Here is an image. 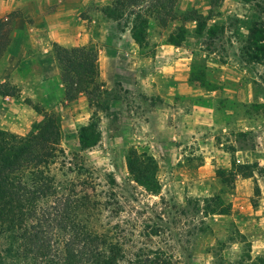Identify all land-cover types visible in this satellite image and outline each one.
<instances>
[{"label": "trees", "instance_id": "1", "mask_svg": "<svg viewBox=\"0 0 264 264\" xmlns=\"http://www.w3.org/2000/svg\"><path fill=\"white\" fill-rule=\"evenodd\" d=\"M206 1L207 16L196 8L181 10L180 0H111L105 7V15L119 30H129L140 49L150 43L152 21L161 28L178 23L168 35L167 43L181 47L190 33L187 23L196 22L192 31L195 37H201L206 29L210 37L219 29L223 31L218 25L207 28V21L219 12L224 0ZM240 1L250 4L257 0ZM14 16H19V12L0 20V62L12 40ZM259 25L255 22L250 26L242 47L248 61L257 60V52L264 45V27L260 29ZM51 49L63 86V101L74 103L82 96L87 99L91 115L79 127L78 141L81 151L93 149L102 139V118L114 117L111 110L120 100L119 85L109 90L100 80L99 52L95 45L66 48L53 43ZM192 79L206 85L204 67L197 62L192 67ZM15 94L16 87L11 83L0 84L1 96ZM25 103L42 120L25 136L0 129V264H176L172 255L154 243V238L161 234L157 223L143 227L140 239L147 242H142L136 240L133 232L127 239L126 228L112 225L109 217L106 219L113 198L97 195L94 183L81 177V169L67 166L62 147V115L33 104L31 99ZM259 108H264V103L255 105L256 112ZM237 139L253 142L251 149H254V139L248 132H239ZM236 151L233 146L228 148L232 157L230 168L216 170L223 186H233L238 178L254 179L255 174L264 177V167L258 162L238 163ZM126 163L135 183L150 195H160L158 164L152 155L140 154L132 148ZM110 181L113 185L114 180ZM255 194L260 195L257 184ZM196 201V211L204 217L229 216L232 212L231 205L219 193ZM237 236L245 238L240 232ZM255 264H264V256L256 258Z\"/></svg>", "mask_w": 264, "mask_h": 264}, {"label": "crops", "instance_id": "2", "mask_svg": "<svg viewBox=\"0 0 264 264\" xmlns=\"http://www.w3.org/2000/svg\"><path fill=\"white\" fill-rule=\"evenodd\" d=\"M194 1L180 0V9L183 4L184 10L192 8ZM110 2L111 0H0V20L19 12V16H14L12 21V40L8 46L6 61L0 70V84L11 83V77L18 69L29 66L37 59L44 77L50 83L58 85L63 98V86L51 49L52 44L57 43L66 48L93 44L99 52L100 80L109 90L119 85L124 94L122 103L128 110L130 109L131 114L139 117L140 111L144 109L143 105L149 102L145 108L146 112L150 110L154 116L149 120L146 119L149 115L144 117L146 127L151 124L153 129L157 126L171 128L174 131L183 129L194 140L195 134L207 131L208 136L202 140L197 139L199 141L196 145V149L201 150L202 163L198 168V175L203 180L215 179L218 168L228 169L231 166V154L225 144L218 140L221 133L248 132L254 139V149L246 142L237 140L227 142L236 148L237 162L240 164L258 162L259 165L264 162V120L260 119L253 124H241L242 120L238 119L239 112L235 111L241 103L244 108L250 105L245 114L250 112V108L256 114L255 105L264 103V98L257 97L255 93L254 86L258 79L247 74L249 67L263 65V62L242 58L238 62H223L216 57L215 52H206L201 59L206 81V85H202L201 82L192 79V67L198 57L187 47L191 39L199 38L192 34L196 22L186 24L190 33L181 47L167 43L168 35L179 25L174 23L163 29L160 41H156V44L149 43L140 49L129 30L123 32L114 21L106 19L105 7ZM249 7V4L240 0H224L220 12L228 16H212L207 21V28L219 26L225 17L246 12ZM206 8L207 10L199 11L207 16L209 6ZM237 18L246 25L241 26V31L245 32L246 40L243 42L245 44L250 26L259 21L253 20L251 16ZM157 27L154 21L150 23L149 36L152 28ZM204 35L209 36L207 29L201 37ZM150 44L153 53L146 55L144 50ZM240 51L242 52V47ZM246 81L247 85L244 84ZM83 99L87 101L86 97H80V100ZM182 100L189 101V106L185 109L178 104ZM227 104L231 107L227 108ZM41 120L42 116L31 106L15 97L0 95V129L25 136ZM191 145L189 142L174 146L189 150L192 148ZM252 179L236 180L235 202L232 207L235 225L244 234L249 232L252 219L243 216L244 213L238 212V209L246 208L247 211ZM261 188L262 201L259 205L260 211L258 210L256 214L264 212V186ZM259 225L264 228L263 223ZM252 244L257 247L254 249L257 256L264 254V235L258 236Z\"/></svg>", "mask_w": 264, "mask_h": 264}, {"label": "rangeland", "instance_id": "3", "mask_svg": "<svg viewBox=\"0 0 264 264\" xmlns=\"http://www.w3.org/2000/svg\"><path fill=\"white\" fill-rule=\"evenodd\" d=\"M249 5V10L246 12L234 13L225 17L224 21H220L222 24L219 27H223L224 32L219 29L213 37L204 35L197 39L193 38L187 43V47L197 54V65L200 66L206 52H215L216 57L223 62L248 59L240 51L246 40L241 26L246 27V25L242 24L237 16H251L253 20L260 22L261 29L264 27V0H257ZM206 6H209L206 0H195L192 8L204 11L207 10ZM184 7L183 4L181 10H184ZM212 16L228 15H224L219 9V12H215ZM247 23L249 24V20ZM163 29L167 28H152L150 43L156 44V41H160ZM262 47L259 49L261 53L257 52L256 61L263 62V65L249 67L247 74L258 79L254 86L255 93L257 97L264 98V48ZM144 53L146 55L153 53L151 44ZM5 61L6 58L0 62V70ZM11 78V85L16 87L14 97L17 100L25 103L26 99H31L33 104L62 115L64 134L62 147L67 155V166L81 169L83 174L81 177L94 183L97 195L113 198V205L106 219L109 217L112 225L120 224L126 228L127 239L131 238L130 232H133L136 240H141L139 233L143 227L157 223L161 234L160 237L154 238V243L172 255L176 264H255L256 258L264 256V254L257 256L254 253L257 247L252 244L258 236L264 235V228L259 225L264 224V212L256 214L258 210L260 211L261 186H264V178L260 174H255V178L251 180V197L247 211L246 208L238 209V212L244 213L243 216L252 219V226L247 234L236 227L232 212L229 216L204 217L196 211V199L203 200L206 196L219 193L232 208L236 195V183L233 186L232 184L223 186L216 175L215 179L205 180L198 175L202 160L201 150L196 149V145L199 140L208 136L207 131L195 134L194 140L183 129L174 131L171 128L158 126L153 129L151 124L146 127L144 117L149 115L146 118L149 120L154 116L150 110L146 112L145 108L149 102L143 105L144 109L140 111L139 117H134L130 109L128 110V107L122 103L124 94L121 92L120 100L111 110L114 117H103L101 120V142L93 149L81 151L78 129L89 121L91 115L87 101L79 98L74 103H65L58 85L46 80L37 59H34L29 66L18 69ZM120 91L117 88V92ZM178 104L185 109L189 106V101L182 100ZM166 105L169 106L168 103ZM248 106L244 108L240 103L238 109H235L239 112L237 113L238 119L242 120L241 124H253L260 119L264 120V108L258 109L256 112L258 115L254 114L252 108L248 114H245ZM170 107L173 108L171 105ZM226 107L231 106L227 104ZM237 137V132L221 133L218 140L229 148L232 145L227 142L238 140ZM189 142L192 143V148L189 150L174 146ZM246 144L251 146L253 142L248 141ZM132 148L140 154L146 152L155 156L158 164L156 173L160 186L159 196L150 195L132 180L126 163V156ZM260 166L263 168L264 162L260 163ZM111 178L114 180L113 185L110 184ZM256 184L260 189V195L255 194ZM190 201L192 203L187 204ZM237 232L243 234L245 238L238 237ZM141 241L147 242L146 239Z\"/></svg>", "mask_w": 264, "mask_h": 264}]
</instances>
